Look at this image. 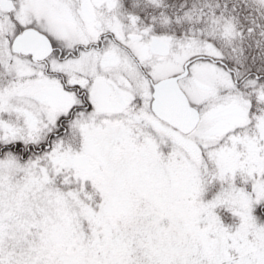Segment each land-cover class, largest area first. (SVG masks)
<instances>
[{
    "label": "snow or ice",
    "instance_id": "snow-or-ice-1",
    "mask_svg": "<svg viewBox=\"0 0 264 264\" xmlns=\"http://www.w3.org/2000/svg\"><path fill=\"white\" fill-rule=\"evenodd\" d=\"M0 264H264V0H0Z\"/></svg>",
    "mask_w": 264,
    "mask_h": 264
}]
</instances>
